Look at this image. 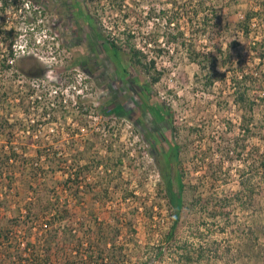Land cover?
Wrapping results in <instances>:
<instances>
[{
  "label": "rangeland",
  "instance_id": "obj_1",
  "mask_svg": "<svg viewBox=\"0 0 264 264\" xmlns=\"http://www.w3.org/2000/svg\"><path fill=\"white\" fill-rule=\"evenodd\" d=\"M31 1L46 16L47 22H53L50 32L58 35L50 52L20 57L11 72L6 70L1 76L0 79L3 80H0V91L7 92V99L0 102V116L7 119V125L0 124V148L25 149V154L30 156L35 154V148L62 151L63 156L68 159L64 165V170L68 173L73 171L68 168L72 158L79 156L77 149L83 151L80 164L88 165V169H82L81 174L83 198L78 204L70 203L71 217L62 223L75 232L71 236V248H75L79 239L85 240L91 228L95 230L97 221H103L113 230L119 229L110 245V254L120 264H137L138 260L149 257L150 248L159 243L168 230L171 222L170 207L161 188L162 177L158 172L156 158L162 143L165 148L169 146L165 139L168 140L170 127L165 130L164 121L159 120V117L155 121L156 114L151 113L149 108H144V100L148 98L166 106L175 128L173 140L185 144L182 165L183 181L186 184H199L200 176L210 174L212 167L206 165L210 161L218 163L219 167L214 168L217 181L211 183L210 179L205 178L209 182L206 188L214 186V191L211 192L217 195L237 191L242 176L252 173L255 207L245 209L244 212L247 213L237 212V215L231 217V223L207 221L209 227L205 231V237L215 240L216 244L221 245L219 250H224L226 261H218L216 264H264V169L261 170L260 165L254 168L253 165L257 154L255 147H259L260 152L264 144L259 131L264 128V94L258 95V91L254 89L249 91L252 96L254 93L257 104L253 110L254 119L250 127L252 134L247 139L245 153L242 152L239 157L235 152L226 151L228 146L234 144V139L241 136L239 123L242 109L234 101L231 70L245 61L246 72L252 71L256 76L264 74V63L259 62L252 49V46H262L255 42L264 43V0H206V7L211 4L221 7L222 18H227L228 23H222L219 29L212 31L210 23H207L206 29H199L197 34L194 33L198 29L197 24L180 15V26L196 51L203 52L206 56H215L219 60L224 59L228 53L230 55L225 67H216L223 75L206 88L203 83L206 72L211 69L209 63L201 59L206 67L200 69L190 60L185 47L166 43L168 36L163 35V31L167 32V19L162 17L181 13L176 9L180 10L178 6L182 5L190 11V6L197 0H177L172 5L175 10L167 0H126L130 15L125 21H122V13H116L107 3L108 0ZM186 2L188 5H184ZM161 8L165 10V15L159 11ZM150 9L153 10L152 18H146V12ZM250 9L259 10L261 14L254 17L246 36L236 26L235 19L241 18ZM76 24L79 27L84 25L82 28L88 29L92 35L89 38L83 36V43L79 42L74 30ZM116 24L135 30L137 47L142 48V44L147 42L144 53L147 58L155 61L151 73L161 72L158 82L149 85L150 77L140 68H132L124 52L114 55L110 49L106 54L101 35L116 37ZM84 33L83 30L81 34ZM90 38L94 41L89 44L87 41ZM89 45L96 53H93ZM158 48L163 51L158 52ZM219 50L224 53L221 57ZM31 63L35 64L37 75L41 74L36 80L45 100L34 97L29 99L27 89L18 82L20 78H24L21 70ZM18 74H21L20 77ZM73 84H79L83 96L78 97V101L71 99L63 102V89ZM246 86L254 84L248 82ZM144 88L147 90L143 91ZM55 90L57 93H54ZM119 106L123 108L119 113L104 116L101 112V109H118ZM45 112H49V117L43 114ZM39 119L40 122H36ZM157 127L159 129L155 130ZM190 127L201 128L200 139L189 132ZM261 132L264 136V129ZM219 142L221 150L218 148ZM203 152L207 154L206 163L200 160ZM246 156L248 159H244ZM95 158H102L104 163L109 164L111 171L106 173L107 176L99 172L104 171L103 166L99 169L89 166ZM63 174L64 172L53 173L48 169L41 178L44 180L45 177L48 185L56 184L64 178ZM174 181L177 187V178ZM47 191L44 188L35 195L37 200H45ZM128 192L132 194L129 195ZM26 196L31 195L24 197ZM24 197L11 194L2 199L0 193V227L16 230V242L39 239V244L46 246L43 241L45 232L40 227L29 224L35 226L29 231L25 224L15 226L12 223L18 215L24 213L23 210L20 213L16 210L17 206L24 204ZM237 222L244 226L250 224L257 231L259 239L256 249L261 256L256 262L243 255L242 259L234 263L235 256L225 250V244L234 239L231 229ZM193 223L192 217L185 223L182 220L175 231V238H191L193 233L190 226ZM222 227L225 229L222 230ZM66 251L67 255L72 252L68 248ZM53 253L47 264H65L61 256L56 258ZM174 259L175 257L165 256L162 261L154 264H176Z\"/></svg>",
  "mask_w": 264,
  "mask_h": 264
},
{
  "label": "trees",
  "instance_id": "obj_2",
  "mask_svg": "<svg viewBox=\"0 0 264 264\" xmlns=\"http://www.w3.org/2000/svg\"><path fill=\"white\" fill-rule=\"evenodd\" d=\"M92 1V0H86ZM172 5L177 3V0H167ZM191 1V0H190ZM206 0H197L195 4L190 6V11H187L185 7L178 6L177 15H165V10H159L165 15L163 19H167L165 28L163 31L164 36H168L166 43L179 44L188 51V57L194 63H196L200 69H204L205 63L203 60L209 63L211 69L206 72L205 82L206 86L210 87L214 81L218 80L223 72L219 73L216 67H225L226 62L230 59L229 53L221 60L215 56H206L203 52L196 51L193 47L191 40L185 37V32L180 26L181 17H187L191 22L197 24L198 29L194 30L196 33L199 29L204 31L207 23H210L211 31L213 29H219L220 25L228 23L227 18H222L221 7L217 8L216 5L205 6ZM112 9L116 10V13H122V21H125L129 17L130 7L126 0H108L107 2ZM184 5H188L186 2ZM182 9V10H181ZM260 10L263 8H259ZM152 9L147 13L146 18H152ZM261 14L259 10H247L241 18H236L235 23L238 29L245 33L247 36L250 31V27L253 24L255 16ZM185 15V16H184ZM193 25H196V24ZM223 23V24H222ZM101 26V24H100ZM115 30L118 31L116 37H110V35L102 34V40L105 47L111 49L113 54L117 55L118 52H124L127 55V60L132 68H140L143 73L150 77L149 85L155 84L161 77V72H153L155 61L152 58H147L144 53V47L148 44L144 42L142 48L137 47L135 43V30L128 26H122V24H116ZM222 29V27H221ZM197 34V33H196ZM151 41V39H150ZM150 41L148 43H150ZM190 41V42H189ZM152 42V41H151ZM155 42V39H154ZM258 45H262L257 48L252 46L254 54L259 59V62L264 63V43L255 42ZM158 52L163 51L162 48H158ZM220 55L224 53L219 50ZM203 59V60H201ZM83 65V63L81 64ZM208 65V66H209ZM218 65V66H217ZM202 66V67H201ZM245 61L242 64L231 70V84L233 86L234 101L242 109L241 120L239 123V129L241 136L234 139V144L227 147V153L235 152L236 156L241 157L242 152L245 153L247 148V139L252 134L251 124L253 123V110L256 103V97L251 95L250 89L257 90V94H264V74L256 76L252 71L246 72ZM239 71V74H238ZM256 72V71H255ZM38 74L36 76H40ZM260 78V79H259ZM248 82H252L254 86H246ZM257 82V84H255ZM147 89L144 88L143 91ZM253 90V91H254ZM255 94V95H257ZM262 99V98H261ZM144 108H149L151 113H155L158 120L164 121L166 129L170 127V133L168 132L169 143L168 148H165L164 143L159 150L156 163L158 166V172L162 177L161 188L163 189L167 201L170 207L171 222L168 226L163 239L152 246L149 257L138 260L137 264H154V262H160L165 256L175 257L176 264H216L218 261H226L224 259V250H219L220 244H216L215 240H211L205 237V231L209 225L207 221H226L231 223L230 219L237 212H244L245 209H249L251 206L255 207V197L253 196L254 185L251 182L252 173L247 176H242L239 180V189L230 193H223L220 195L214 194V186L206 185V179L217 181L214 172L216 171L217 164L210 161L206 163V153L200 155L201 162H205L207 166H211L210 174H205L198 178L199 184H186L183 181L184 169H183V150H185V144L175 142L173 135L175 128L172 125V119L164 104L153 102L147 98L144 100ZM120 109V110H119ZM123 110L121 106L113 109L104 110L101 112L104 116L112 113H119ZM154 117V118H156ZM36 122H40V119ZM5 123L7 125V119H3L0 116V124ZM2 125V124H1ZM165 129V127H164ZM260 128V137L264 141V136ZM190 133L198 136L200 139L201 128L190 127L188 128ZM7 135V134H6ZM9 135V133H8ZM165 138V137H164ZM223 139V138H220ZM164 142V141H163ZM218 144V148L220 147ZM259 147H255L257 154L254 156L253 165H260L261 170L264 169V144L260 152ZM222 149V145L219 150ZM25 149L0 148V193L2 199L8 195H18L23 198L25 195H31L24 197V204L17 206L16 210L23 214L18 215L13 220L15 226L26 225L29 231L31 228L38 226L45 232L46 246L40 245V240L16 242V230L0 227V264H47L50 261V255L52 252L54 257L64 259L65 264H120L119 260H116L113 254H110V245H112L113 238L118 234L119 229H112L107 223L103 221H97L95 230L91 228L90 232H87L85 240L82 238L76 241V246L71 248V236L75 233L66 224L62 225L64 220H68L71 217V202L74 204L80 203L83 198V185H82V169H88V165L80 164V156L83 154L82 150L77 149L79 156L72 158V163L68 168H72L73 171L66 172L65 164L68 159L63 156L62 151H50L49 148H35V154L30 156L25 154ZM111 150H108V152ZM225 151V150H224ZM197 153V152H196ZM195 155L197 156V154ZM226 153V154H227ZM244 159H248L246 156ZM220 164V162H219ZM93 165L95 168L104 167V171L101 172L104 176L106 173H110V166L104 163L101 159H92L89 166ZM256 166V167H255ZM215 168V169H214ZM253 168V169H254ZM50 169L54 171L64 172L61 180L56 184L48 185L46 178L42 180V176ZM57 169V170H56ZM252 171V170H251ZM102 174L100 177H102ZM214 176V177H213ZM177 178L178 186L176 187L174 179ZM206 178V179H205ZM42 181V182H41ZM48 190L45 200H37L39 192L43 189ZM92 188V187H90ZM93 189V188H92ZM89 190V189H88ZM87 193V192H86ZM127 194L131 195L132 192ZM34 196V197H33ZM27 198V199H26ZM127 197L124 195V199ZM1 200V199H0ZM237 215V214H236ZM192 217L194 223L192 224L191 238L176 239L175 231L179 223L187 222L188 218ZM29 224H34L31 226ZM237 225L231 229L234 234V239L229 241V244H225V250L231 252L234 263L243 258V255L248 259L257 260L260 255L256 246L258 243L257 231L252 228L250 224H244L237 222ZM14 227V226H13ZM225 227H222L224 230ZM42 241V242H43ZM41 247L43 248L41 250ZM66 248L71 249V254L67 255ZM42 251V253L40 252ZM233 251V252H232ZM63 252L65 255L60 254ZM227 263V262H226ZM225 263V264H226Z\"/></svg>",
  "mask_w": 264,
  "mask_h": 264
},
{
  "label": "built area",
  "instance_id": "obj_3",
  "mask_svg": "<svg viewBox=\"0 0 264 264\" xmlns=\"http://www.w3.org/2000/svg\"><path fill=\"white\" fill-rule=\"evenodd\" d=\"M51 25L53 22H47L46 16L40 13V9L31 0H0V78L6 70L11 72L20 57L37 56L38 53L51 51L58 35L56 32H50ZM21 74L24 78H20L18 82L27 89V97L45 100L36 80L39 76L29 77L24 76L22 72ZM21 74L17 76L20 77ZM63 91V102L71 99L76 101L78 97L83 96L79 84L70 85ZM54 93H57V90ZM6 94V91H0V102L7 99ZM18 98L14 99L19 101ZM43 114L49 117V112Z\"/></svg>",
  "mask_w": 264,
  "mask_h": 264
},
{
  "label": "flooded vegetation",
  "instance_id": "obj_4",
  "mask_svg": "<svg viewBox=\"0 0 264 264\" xmlns=\"http://www.w3.org/2000/svg\"><path fill=\"white\" fill-rule=\"evenodd\" d=\"M77 1V0H76ZM92 18V17H91ZM92 22H93V18H92ZM78 23V22H77ZM91 24H93V23H91ZM78 24H76L75 26V28H74V30H75V32L77 33V37H78V39L80 40L79 42H81V43H83V41H84V39H83V36H86L85 35V33L84 34H81L82 32H83V28L82 27H84V25L83 26H80L79 27V25L77 26ZM93 27H95L94 25H93ZM80 28H82V30L80 29ZM80 29V30H79ZM99 32V31H98ZM80 34V35H79ZM99 34V36L98 37H100V33H98ZM89 36L91 37L92 35L89 33L88 35H87V37L89 38ZM76 37V38H77ZM77 39V40H78ZM94 40L92 39V38H90L87 42H89V44L90 43H92ZM79 44V43H78ZM89 47L90 48H92L90 45H89ZM106 49H107V47H106ZM91 50H94L93 48L91 49ZM94 53H96V50H94ZM106 54H107V52H106ZM95 57H96V55H94ZM107 58L109 59V57H108V55H107ZM110 60V59H109ZM110 62H112L111 60H110ZM21 72L24 74V75H26V76H29V77H34V76H36L37 75V68H36V66H35V64L34 63H31V64H29L27 67L25 66L22 70H21ZM156 129H159V127H157V128H155V130ZM168 129V128H167ZM165 130H166V127H165ZM155 132H157V131H155Z\"/></svg>",
  "mask_w": 264,
  "mask_h": 264
},
{
  "label": "crops",
  "instance_id": "obj_5",
  "mask_svg": "<svg viewBox=\"0 0 264 264\" xmlns=\"http://www.w3.org/2000/svg\"><path fill=\"white\" fill-rule=\"evenodd\" d=\"M84 32L86 34V36L89 34V30L88 29H84ZM102 39V38H101ZM106 48V47H105ZM107 51H110V49H106V52ZM93 53H94V50H93Z\"/></svg>",
  "mask_w": 264,
  "mask_h": 264
}]
</instances>
